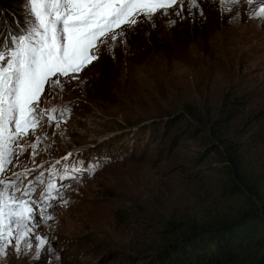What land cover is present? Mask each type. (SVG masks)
Wrapping results in <instances>:
<instances>
[{"label":"rangeland","instance_id":"374dc122","mask_svg":"<svg viewBox=\"0 0 264 264\" xmlns=\"http://www.w3.org/2000/svg\"><path fill=\"white\" fill-rule=\"evenodd\" d=\"M258 6L199 0L182 16H139L93 50L79 79L46 84L41 107L70 111L59 127L41 122L12 170L34 169L24 179L32 200L56 184L45 202L52 218L37 216L35 228L51 255L10 247L0 264H156L187 226L264 210V19L248 14ZM15 15L20 28L25 0ZM245 243L232 264H257Z\"/></svg>","mask_w":264,"mask_h":264},{"label":"snow or ice","instance_id":"6c2138e0","mask_svg":"<svg viewBox=\"0 0 264 264\" xmlns=\"http://www.w3.org/2000/svg\"><path fill=\"white\" fill-rule=\"evenodd\" d=\"M219 3L230 11V6H250L257 0ZM25 5L28 17L20 28L0 33V173L11 172L0 179V256L10 247L17 252L34 248V259L39 260L42 251L51 255V249L46 247L48 238L35 234L36 220L37 216L41 220L52 218L46 214L45 202L57 198L52 196L56 184L50 181L40 197L32 200L34 182L25 185L24 179L34 169H12L14 161L27 151V137L41 122L46 118L59 127L70 111L66 106L41 107L45 85L62 89V78L79 79V74L98 59L93 50L122 35L114 29L138 23L139 16L151 21L157 12L165 17L182 16L185 10L198 7L199 0H25ZM248 14L264 19V0ZM40 143L36 137L30 144L33 155ZM43 175L37 176L36 182H42Z\"/></svg>","mask_w":264,"mask_h":264},{"label":"trees","instance_id":"16d2710c","mask_svg":"<svg viewBox=\"0 0 264 264\" xmlns=\"http://www.w3.org/2000/svg\"><path fill=\"white\" fill-rule=\"evenodd\" d=\"M20 0H0V20L12 32L17 30ZM10 29V30H11ZM19 29V27H18ZM239 103V101H234ZM228 121L221 113L217 124ZM236 184H231L229 192H239ZM174 225V223H173ZM182 234L180 245L166 248L162 256H157L156 264H232L239 254L245 252L246 241L252 242L253 250L246 252L247 257L257 264H264V210L250 208L239 213L231 221H225L212 227L197 229L187 226Z\"/></svg>","mask_w":264,"mask_h":264}]
</instances>
